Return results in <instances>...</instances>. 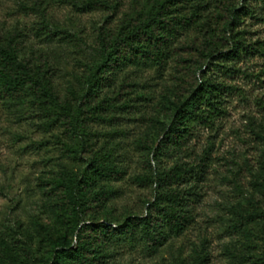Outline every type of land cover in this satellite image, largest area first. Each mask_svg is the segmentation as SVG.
<instances>
[{
  "label": "rangeland",
  "instance_id": "rangeland-1",
  "mask_svg": "<svg viewBox=\"0 0 264 264\" xmlns=\"http://www.w3.org/2000/svg\"><path fill=\"white\" fill-rule=\"evenodd\" d=\"M213 2L208 1L203 15ZM152 4L0 0V30L19 32L20 57L49 77L61 98L76 104L84 89L78 77L97 62L99 29L117 30ZM235 4L253 10L234 30H243L244 41L255 43L256 49L239 59L211 60L203 66L204 75L228 86L220 95L221 112L209 126L194 124L180 148L155 151L172 118L177 77L192 64L181 61L182 55L190 57V49L174 51L164 66L127 65L116 73L98 99L113 97L117 107L90 121L88 153L81 151L83 136L65 131L59 108L49 97L32 90L23 97H0V264H53L60 238L75 246L74 224L57 217L52 187L61 173L80 177L91 154L123 171L120 179L97 183L110 190L103 209L79 218L94 226L116 227L126 215L145 214L156 192L145 176L176 164L189 169L171 185L183 192L181 208L188 216L183 229L169 233L155 249L138 236L118 237L104 250L100 264H195L199 259L201 264H264V221H240L245 211L264 207L253 179L264 149V3ZM206 29L209 32L206 25L179 29L173 46L202 38Z\"/></svg>",
  "mask_w": 264,
  "mask_h": 264
},
{
  "label": "trees",
  "instance_id": "trees-1",
  "mask_svg": "<svg viewBox=\"0 0 264 264\" xmlns=\"http://www.w3.org/2000/svg\"><path fill=\"white\" fill-rule=\"evenodd\" d=\"M208 1L153 0L148 11L125 19L117 30L101 27L94 48L97 62L79 75L78 80L84 89L77 96L76 104L66 97L61 98L51 79L39 75L26 59L20 57L23 43L19 32L4 33L0 30V97H23L29 90L49 97L59 108L58 116L65 131L73 136H83L81 151L88 153L91 151L87 143L91 135L90 121L103 118L106 110L117 107L113 97L98 99L103 88L112 86L116 73L127 65L164 66L174 51L190 49L193 53L189 58L182 55L181 61L192 64L177 77L171 102L172 118L155 151L180 148L191 135L194 124L209 126L221 112L220 95L228 86L215 81L211 75H204L203 66L211 60L239 59L249 49H256L255 43L244 41L243 30H234L243 16L253 13V10L247 5L238 9L235 0H214L212 10L203 15ZM260 1L264 3V0ZM241 9L245 11L241 12ZM202 17L204 21L200 20ZM192 25H206L209 32L203 30L202 38L173 46L179 29ZM198 73H201L200 77ZM260 137L264 141V127ZM259 163V171L253 179L257 192L264 200V149ZM188 171V168L176 164L145 176L147 182L156 186L153 200L147 202L145 214L126 215L116 227L103 223L94 226L80 222L79 218L95 208L99 209L97 213L103 209L110 190L98 187L97 183L108 178L120 179L123 175L121 168L91 154L80 177L61 173L52 187L56 215L74 224L76 242L72 246L65 238H60V249L56 251L53 264H100L104 250L118 237L133 240L138 236L151 249L163 244L169 233L181 231L188 221L181 208L183 192L176 187L171 188ZM256 219L264 221V207H257L254 212L245 211L240 221ZM195 264H201L200 259Z\"/></svg>",
  "mask_w": 264,
  "mask_h": 264
}]
</instances>
